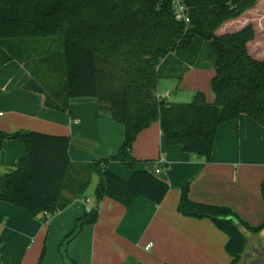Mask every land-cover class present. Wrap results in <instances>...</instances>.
I'll list each match as a JSON object with an SVG mask.
<instances>
[{"label":"trees","instance_id":"obj_1","mask_svg":"<svg viewBox=\"0 0 264 264\" xmlns=\"http://www.w3.org/2000/svg\"><path fill=\"white\" fill-rule=\"evenodd\" d=\"M182 2L189 24L176 19L173 0H0V67L11 60L23 64L30 73L25 88L45 94L48 108L69 111L71 99L92 97L99 112L110 113L125 127L115 155L88 163L72 161L69 136L0 130V148L13 139L22 141L28 150L18 167L4 174L1 200L47 221L73 198L84 197L92 176L98 174L97 204L105 197L126 207L140 197L160 204L170 186L149 171L137 169L132 155L142 130L159 122L168 144L209 160L222 123L246 114L264 127V59L254 58L248 48L255 37L253 24L236 32L216 33L224 22L239 17L258 0ZM196 36L213 44L215 99L208 102L206 94L197 91L191 102H170L157 95L158 64L172 51L189 49ZM110 161L132 169L131 177L124 179L109 170ZM189 192L187 183L178 212L210 219L228 236L225 249L232 264H242L248 244L244 231L258 234L264 223L252 226L228 207L193 201ZM261 192L264 200V180ZM97 204L62 241L65 264H77L68 256L67 245L84 226L98 221ZM44 212L50 216L44 217ZM46 254L45 245L39 264Z\"/></svg>","mask_w":264,"mask_h":264},{"label":"crops","instance_id":"obj_2","mask_svg":"<svg viewBox=\"0 0 264 264\" xmlns=\"http://www.w3.org/2000/svg\"><path fill=\"white\" fill-rule=\"evenodd\" d=\"M250 23L255 37L248 43L249 52L262 60L264 0L224 22L216 33L236 32ZM215 72L212 41L196 36L189 49L172 51L158 64L157 95L167 100L172 93L175 97H192L202 91L207 101L213 102ZM29 78V71L17 60L0 67L1 131L69 136L70 157L76 163L94 162L118 152L125 127L110 113L99 112L95 98H73L69 111L51 109L45 105V94L25 88ZM27 153L22 141H4L0 148V194L5 188L4 174L17 168ZM132 155L137 169L149 171L170 186L168 194L160 204L140 197L130 207L103 198L98 221L84 226L67 245L68 256L77 264H232V256L225 249L228 236L224 232L210 219L187 217L178 212L181 190L187 183L193 201L228 207L252 226L264 223L261 192L264 127L248 115L242 114L219 126L209 160L186 152L180 145L168 144L159 122L138 134ZM108 169L124 179L132 175V169L119 161H110ZM95 189L94 203L87 191L84 197L73 198L66 209L47 221L0 199L2 263L39 264L46 245V258L41 264H65L60 245L77 220L96 206ZM245 233L248 244L242 264L250 255L254 258L257 249L254 238L264 230L258 234Z\"/></svg>","mask_w":264,"mask_h":264},{"label":"rangeland","instance_id":"obj_3","mask_svg":"<svg viewBox=\"0 0 264 264\" xmlns=\"http://www.w3.org/2000/svg\"><path fill=\"white\" fill-rule=\"evenodd\" d=\"M173 92H174V89H173ZM193 96L192 97H175V94L172 93V95L170 97H168L167 100L170 102H191L193 99ZM98 182H99V176L94 175L92 184H91L90 188L88 189V194L91 198L92 203H94V200H95V199H93L94 198V189H95ZM254 244L257 246V249L261 250L264 248V233L254 238ZM249 257L253 258L252 255H250Z\"/></svg>","mask_w":264,"mask_h":264},{"label":"built area","instance_id":"obj_4","mask_svg":"<svg viewBox=\"0 0 264 264\" xmlns=\"http://www.w3.org/2000/svg\"><path fill=\"white\" fill-rule=\"evenodd\" d=\"M173 5H174V14L177 20L183 21L186 24L190 23V17L188 15L187 7L186 5L182 2V0H173ZM160 96V95H159ZM162 97V96H160ZM161 160L160 165L162 164ZM161 167L157 169V172H159ZM44 217H49L50 214L48 212L43 213ZM151 247V244L147 246V249Z\"/></svg>","mask_w":264,"mask_h":264},{"label":"water","instance_id":"obj_5","mask_svg":"<svg viewBox=\"0 0 264 264\" xmlns=\"http://www.w3.org/2000/svg\"><path fill=\"white\" fill-rule=\"evenodd\" d=\"M99 205L100 204H97V207ZM243 264H264V248L261 249V250L260 249H257L254 258L250 259V257H249V260L244 261Z\"/></svg>","mask_w":264,"mask_h":264}]
</instances>
